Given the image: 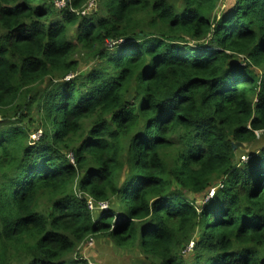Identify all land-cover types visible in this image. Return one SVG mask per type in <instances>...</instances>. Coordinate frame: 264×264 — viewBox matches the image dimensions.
<instances>
[{"label":"trees","instance_id":"obj_1","mask_svg":"<svg viewBox=\"0 0 264 264\" xmlns=\"http://www.w3.org/2000/svg\"><path fill=\"white\" fill-rule=\"evenodd\" d=\"M88 1L0 0V264H264V0Z\"/></svg>","mask_w":264,"mask_h":264},{"label":"rangeland","instance_id":"obj_2","mask_svg":"<svg viewBox=\"0 0 264 264\" xmlns=\"http://www.w3.org/2000/svg\"><path fill=\"white\" fill-rule=\"evenodd\" d=\"M52 1L54 5L55 0ZM233 1L234 0H223L221 5H219L218 7L219 9L221 8L223 9L224 7L227 8L230 5V3H232ZM219 14L220 11L217 12V16ZM76 58H78L80 61V68H79L80 71H87L90 68V65H92L91 63H88L85 60H83V57L81 55H76ZM36 134H33L32 137H35ZM257 139H258L257 141H255L253 144L249 146V151L248 150L240 151L243 152V153H239L240 160H243L247 157L245 156V153L257 151L259 149V147L263 143L262 137H259ZM238 149L239 147H237L235 150ZM209 191H213L214 193L215 187L211 188ZM89 238H93V246L87 245L86 249H82L81 256L84 259L90 261L91 264H141L143 262L142 256L135 249L133 250L118 249L116 246L112 244V242L108 238L105 237L96 238L89 236L87 239ZM77 249L79 248L77 247Z\"/></svg>","mask_w":264,"mask_h":264},{"label":"built area","instance_id":"obj_3","mask_svg":"<svg viewBox=\"0 0 264 264\" xmlns=\"http://www.w3.org/2000/svg\"><path fill=\"white\" fill-rule=\"evenodd\" d=\"M95 0H89L86 4V6L84 8H82L80 11L78 10L76 13H80L81 15H86V14H91L92 11L94 10L93 8L95 7V3L94 2ZM223 0H217L218 2V6L221 5ZM55 6L56 8H64L66 6V0H55ZM70 10H72L70 8ZM73 11V10H72ZM38 134L35 135V137L37 136ZM210 194H212V191H210ZM87 207L89 210L93 211V210H97V209H105L108 207V203L107 202H98V203H95L91 198H88L87 199ZM81 245L86 248L87 245H91L93 246V239L92 238H89L87 239L86 241L84 242H81ZM193 244L192 242H190L188 244V246L182 251V252H185V251H189L191 248H192Z\"/></svg>","mask_w":264,"mask_h":264},{"label":"water","instance_id":"obj_4","mask_svg":"<svg viewBox=\"0 0 264 264\" xmlns=\"http://www.w3.org/2000/svg\"><path fill=\"white\" fill-rule=\"evenodd\" d=\"M240 146H241L240 143H233V144H232V148H233V149H236L237 147H240Z\"/></svg>","mask_w":264,"mask_h":264},{"label":"crops","instance_id":"obj_5","mask_svg":"<svg viewBox=\"0 0 264 264\" xmlns=\"http://www.w3.org/2000/svg\"><path fill=\"white\" fill-rule=\"evenodd\" d=\"M89 263L91 264V262L89 261Z\"/></svg>","mask_w":264,"mask_h":264}]
</instances>
